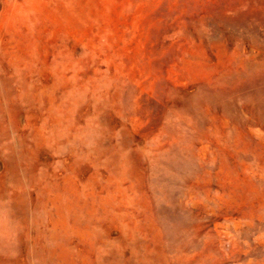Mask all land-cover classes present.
I'll return each instance as SVG.
<instances>
[{"label":"rangeland","instance_id":"374dc122","mask_svg":"<svg viewBox=\"0 0 264 264\" xmlns=\"http://www.w3.org/2000/svg\"><path fill=\"white\" fill-rule=\"evenodd\" d=\"M0 264H264V0H0Z\"/></svg>","mask_w":264,"mask_h":264}]
</instances>
